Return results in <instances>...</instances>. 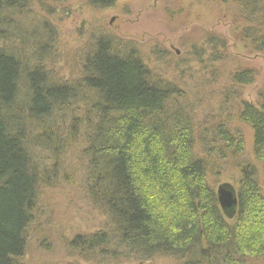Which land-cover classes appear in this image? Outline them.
Returning a JSON list of instances; mask_svg holds the SVG:
<instances>
[{
  "label": "trees",
  "instance_id": "trees-1",
  "mask_svg": "<svg viewBox=\"0 0 264 264\" xmlns=\"http://www.w3.org/2000/svg\"><path fill=\"white\" fill-rule=\"evenodd\" d=\"M28 1L0 0V16L22 19ZM219 1L236 6L230 22L232 30L236 28L235 42L251 54L264 55V0ZM88 3L102 11L113 8L116 0ZM7 26L9 32L0 31V41L15 38L24 46L16 24ZM219 46L227 45L210 38L203 51L209 55L210 47ZM114 50L112 40L100 38L85 59L80 83L93 93V100L82 90L76 96L72 84H53L40 68L26 71L22 54L0 50V264H21L26 257L41 180L33 153L41 148L44 154L50 150L60 156L68 147L45 123L56 107L63 109L77 98L84 113L81 122L71 124L78 129L66 142L82 153L86 190L110 218L113 235L75 239L74 250L93 253L115 246L139 261L164 257L178 259L179 264H264V189L259 178L260 172L264 174V85L255 104L240 99L245 88L255 85L256 70L243 67L230 74L231 91L224 94V101H236L235 122L220 120L208 140L203 133L204 159L196 156L199 137L193 115L173 101L181 94L155 81L134 53L121 56ZM235 123L251 133L250 162L243 160L247 136ZM27 128L29 134L45 133L31 139ZM214 157L231 162L237 173L235 215L222 213L217 192L209 184ZM253 163L262 168L257 170Z\"/></svg>",
  "mask_w": 264,
  "mask_h": 264
},
{
  "label": "rangeland",
  "instance_id": "rangeland-1",
  "mask_svg": "<svg viewBox=\"0 0 264 264\" xmlns=\"http://www.w3.org/2000/svg\"><path fill=\"white\" fill-rule=\"evenodd\" d=\"M41 3L26 2L22 19L15 14L14 20L6 14L0 16L1 32L7 34L5 24L11 23L12 27L15 23V31L24 38V46H19L15 38L0 41V50L22 54L21 66L26 71L40 68L51 76L53 84H72L76 96L82 90L93 100V93L80 83L85 78V59L94 53L100 38L112 40L117 54L134 53L155 81L181 94L173 101L178 100L194 117L199 137L198 158H206L201 145L210 138L217 122L226 118L235 122L236 101H224V94L230 90L232 71L243 67L256 70L258 78L255 85L241 93L243 101L255 104L264 85V55L251 54L235 42L236 28L232 30L230 22L236 6L232 4L224 6L219 0H116L113 8L101 11L91 7L88 0H41ZM210 38L224 40L226 48L210 47L208 55L203 48ZM83 92L80 97H84ZM60 108L56 107V111L52 108L55 113L46 118L45 126H52L56 133L53 137L60 138L68 147L60 156L50 150L44 154L41 148L33 153L32 163L39 167L40 192L35 206V227L30 232L26 257L21 264H179L178 259L164 257L139 261L132 252L115 246L107 247L106 251L111 253L106 258L101 256L106 252L103 249L90 253L72 248L75 239L83 242L96 234H113L109 229L110 218L105 210L96 207L86 190L82 153L78 148L75 150L73 143L66 142L71 132L72 138L73 129H78L71 124L82 121L79 119L84 113L81 99L68 100L66 107ZM40 125L45 129L43 122ZM238 127L247 136L243 160L250 162L251 133L235 123V128ZM204 128L210 129L208 133ZM26 132L31 139L45 133L29 134L32 133L29 128ZM203 133L208 136L205 140ZM214 160V170L208 176L210 186L216 191L219 186L229 184L236 190L239 179L232 163L216 157ZM253 165L257 170L262 168ZM58 168L57 175L52 176ZM259 178L264 189L262 172Z\"/></svg>",
  "mask_w": 264,
  "mask_h": 264
},
{
  "label": "water",
  "instance_id": "water-1",
  "mask_svg": "<svg viewBox=\"0 0 264 264\" xmlns=\"http://www.w3.org/2000/svg\"><path fill=\"white\" fill-rule=\"evenodd\" d=\"M216 192L222 213L226 216L229 214L235 215L238 206L236 190L229 184H226L219 186Z\"/></svg>",
  "mask_w": 264,
  "mask_h": 264
}]
</instances>
